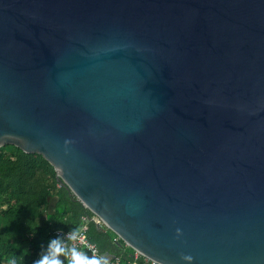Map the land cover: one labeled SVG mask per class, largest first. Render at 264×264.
I'll use <instances>...</instances> for the list:
<instances>
[{"label":"water","instance_id":"95a60500","mask_svg":"<svg viewBox=\"0 0 264 264\" xmlns=\"http://www.w3.org/2000/svg\"><path fill=\"white\" fill-rule=\"evenodd\" d=\"M6 145L146 258L264 264V0H0Z\"/></svg>","mask_w":264,"mask_h":264},{"label":"trees","instance_id":"16d2710c","mask_svg":"<svg viewBox=\"0 0 264 264\" xmlns=\"http://www.w3.org/2000/svg\"><path fill=\"white\" fill-rule=\"evenodd\" d=\"M51 200L55 203L49 212ZM0 217L9 222L0 228V237H8L0 242V264L11 256L21 258L20 264H69L55 232L74 231L83 218L88 220L87 237L100 255L117 256L123 263L132 259L133 250L92 220L94 215L57 182L46 160L11 145L0 147Z\"/></svg>","mask_w":264,"mask_h":264},{"label":"built area","instance_id":"2783aa9c","mask_svg":"<svg viewBox=\"0 0 264 264\" xmlns=\"http://www.w3.org/2000/svg\"><path fill=\"white\" fill-rule=\"evenodd\" d=\"M83 223L74 231H56L55 235H57L62 240L63 247L65 248V258L67 263L72 258L71 252L77 250L82 253L84 257L88 260H105L107 264H160L154 260L146 258L136 251L132 253V259L127 262H121V259L117 256H112L109 258V261H106L105 257L100 255L97 247L91 243L87 237V219L83 218ZM94 222L98 224H102L101 221L94 216L92 218ZM119 240L118 237L114 239V241Z\"/></svg>","mask_w":264,"mask_h":264},{"label":"clouds","instance_id":"9594fccd","mask_svg":"<svg viewBox=\"0 0 264 264\" xmlns=\"http://www.w3.org/2000/svg\"><path fill=\"white\" fill-rule=\"evenodd\" d=\"M69 142L70 141L66 140L65 144H68ZM8 223L5 224L4 219L0 217V228L7 226ZM176 233L177 236H179L181 234V230L178 228L176 230ZM5 239H8V237L7 236L0 237V242H2ZM71 256L72 258L69 260V264H102V261L100 260H88L86 257L83 256L82 253L78 252L77 250L72 251ZM20 259L21 258L11 256L7 259L6 264H20ZM181 259L185 261L186 264H193V257L191 255H182Z\"/></svg>","mask_w":264,"mask_h":264},{"label":"crops","instance_id":"0c3cea01","mask_svg":"<svg viewBox=\"0 0 264 264\" xmlns=\"http://www.w3.org/2000/svg\"><path fill=\"white\" fill-rule=\"evenodd\" d=\"M54 203H55V201H54ZM54 203H53V207H54ZM53 207H52V209H49V212H52L53 211ZM61 256L66 261L65 254H62Z\"/></svg>","mask_w":264,"mask_h":264},{"label":"rangeland","instance_id":"374dc122","mask_svg":"<svg viewBox=\"0 0 264 264\" xmlns=\"http://www.w3.org/2000/svg\"><path fill=\"white\" fill-rule=\"evenodd\" d=\"M54 201H55V200H51V201H50L49 209H52Z\"/></svg>","mask_w":264,"mask_h":264}]
</instances>
